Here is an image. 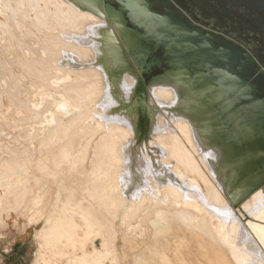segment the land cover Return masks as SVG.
<instances>
[{"label":"rangeland","instance_id":"374dc122","mask_svg":"<svg viewBox=\"0 0 264 264\" xmlns=\"http://www.w3.org/2000/svg\"><path fill=\"white\" fill-rule=\"evenodd\" d=\"M51 2L0 0V264H135L139 248L151 243L153 162L148 149L138 150L133 143L136 136L156 134L151 128L155 115L149 111V96L138 84L115 79L138 74L128 63L131 54L124 51L122 59H114L106 54L121 50L120 46L105 49L98 45L102 54L95 58V68H103L99 63H116L115 70L121 71L108 73L122 84L114 90L119 104L103 113L116 115L114 120L107 117L102 122L99 112L94 121H57L51 107L58 103L50 99V91L54 92L59 81L53 78V61H43L41 56L46 53L45 44L38 42L32 23L27 21L29 11L39 7L37 17L41 11L53 9ZM36 17L34 24L39 23ZM104 77L108 81L109 77ZM86 80V85L78 83L79 89L75 83L77 92L81 91L73 101V105L79 103L76 110L94 99L90 93L97 83ZM40 98L47 100L38 106ZM133 108L136 122L124 118ZM155 117L158 122L160 118ZM143 143L148 145L150 139ZM128 145L135 151L124 150ZM178 158L186 171L196 170L190 155ZM213 159L206 165L211 182L199 179L205 194L210 187L219 191L225 184L218 172V158ZM208 219L220 227L214 213ZM191 249L192 253L186 254L189 259L195 257L196 247ZM147 255L145 264H153Z\"/></svg>","mask_w":264,"mask_h":264},{"label":"bare ground","instance_id":"6f19581e","mask_svg":"<svg viewBox=\"0 0 264 264\" xmlns=\"http://www.w3.org/2000/svg\"><path fill=\"white\" fill-rule=\"evenodd\" d=\"M51 1L53 9L43 10L37 17L39 7L29 11L27 21L32 23V28L39 38L38 42L45 44L46 53L41 56L43 61L48 59L53 61L50 64L55 71L53 78L59 81L55 82L54 92L50 91V99L53 101L55 99L58 103V106L51 107L53 114L57 121L70 119L69 122L74 123L75 121L72 120L78 118L85 120L89 118L94 121L101 112V121L103 119L105 121L108 116L103 113L109 111L111 106L115 107L119 104L114 98L119 95L115 94L114 90L122 84L117 80L114 81V76L108 75L109 72H118L117 69L115 70L116 63H99L103 68L99 70L95 68L98 65L95 58L101 57L99 54H102L97 46H103L105 49L120 46L122 51L115 50L111 55L106 54L107 57L113 56L114 59H122L124 51L130 52L119 31L108 19L73 0ZM34 4L35 2H30V6ZM35 17L39 23L34 24ZM53 40L54 43H50ZM129 60L131 61H128L129 65L133 64L134 71L138 74L132 72L128 76H115V79L118 81L122 79L127 85L133 83L141 86L149 96L148 102L152 106L149 111L160 118L157 122V117H151V128L154 133L156 132L155 135L151 134L152 130L150 133L152 136L142 138L136 136V140L133 141L138 145V150L148 149L151 152L153 162V165L150 164L153 180L149 209L151 243L143 244L139 248L140 253L136 257L135 264L147 263V254L150 255L153 264H264V186L238 206L230 203L225 184L218 187L219 191L211 190L210 187V192L205 194L202 186L199 185V179L206 180L207 183L210 181L206 165L213 158L217 157L218 161L220 160V150L207 144L200 137L191 119L179 112L181 99L176 84L162 80L144 86L145 76L140 73L132 57ZM118 73L120 74L121 71ZM104 75L109 77L108 81L105 80ZM86 78L90 81L93 79V83H97V86L92 84L94 90L92 89L93 92L90 94L94 99L89 96L88 98L92 100H89L87 106L83 103L86 107L80 111L76 110L79 103L74 102L73 105V101L76 96H80L78 93L81 91H77L81 85H86L87 82L84 81ZM132 78H135L134 81L137 83L132 81ZM76 79L82 81L77 82ZM75 80L77 84L83 81L84 83L78 86ZM75 86H78V89ZM105 97L109 99L102 103ZM46 100L40 98L38 106L44 105ZM100 103H102L101 107H97ZM163 103L170 107H165ZM76 111L79 112L75 113ZM134 111L133 108V113L124 118L136 122ZM111 129L113 130V127ZM144 139H150V143L148 145L143 143ZM126 149L135 151L133 145L124 147V150ZM180 154L190 155L197 165L196 170L186 171L183 160L178 158ZM213 213L218 220L220 219V227L216 228L212 220L210 221L211 218L208 219ZM192 245L196 247L195 257L189 259L186 254L192 253Z\"/></svg>","mask_w":264,"mask_h":264},{"label":"water","instance_id":"95a60500","mask_svg":"<svg viewBox=\"0 0 264 264\" xmlns=\"http://www.w3.org/2000/svg\"><path fill=\"white\" fill-rule=\"evenodd\" d=\"M119 31L143 83L176 84L183 113L220 150L230 203L264 186V59L250 46L186 25L152 0H73Z\"/></svg>","mask_w":264,"mask_h":264},{"label":"flooded vegetation","instance_id":"af4514ba","mask_svg":"<svg viewBox=\"0 0 264 264\" xmlns=\"http://www.w3.org/2000/svg\"><path fill=\"white\" fill-rule=\"evenodd\" d=\"M160 12L170 10L219 38L237 40L264 59V0H152ZM264 88V82H262Z\"/></svg>","mask_w":264,"mask_h":264}]
</instances>
